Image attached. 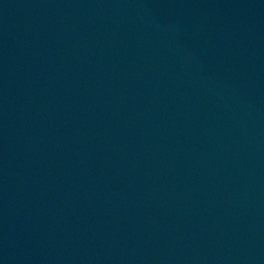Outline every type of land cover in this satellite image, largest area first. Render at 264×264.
<instances>
[{"label": "water", "instance_id": "water-1", "mask_svg": "<svg viewBox=\"0 0 264 264\" xmlns=\"http://www.w3.org/2000/svg\"><path fill=\"white\" fill-rule=\"evenodd\" d=\"M0 264H264V0H0Z\"/></svg>", "mask_w": 264, "mask_h": 264}]
</instances>
